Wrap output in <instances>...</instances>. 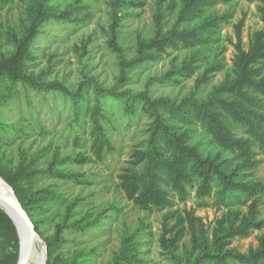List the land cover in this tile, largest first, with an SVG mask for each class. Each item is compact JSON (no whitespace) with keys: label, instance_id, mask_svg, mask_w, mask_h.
Returning <instances> with one entry per match:
<instances>
[{"label":"trees","instance_id":"obj_1","mask_svg":"<svg viewBox=\"0 0 264 264\" xmlns=\"http://www.w3.org/2000/svg\"><path fill=\"white\" fill-rule=\"evenodd\" d=\"M3 1L6 0H0V3ZM50 1L32 0L29 6L30 21L25 33L21 38L11 34L15 51L0 59V93L5 83L11 81L21 82L36 90H56L70 97L76 120H80L83 111L90 114L91 152L99 161L104 159L106 153L115 150L107 128L103 125L106 115L101 98L111 96L122 100L129 111L139 105L152 121L146 146L132 153L128 166L123 168L119 176L120 188L129 201L146 211L172 208L174 200L165 187L169 186L180 202L187 201L191 191H195L196 199L203 206L212 196L214 185H217L220 205H247L248 208L247 213L229 209L217 220L211 238L204 219L196 214L195 209L169 211L164 216L159 239L163 254L173 264H264V234L259 237L258 247L251 248L248 253L230 247L232 240L248 238L255 230L264 228V220L259 218L260 194L264 192V183L242 180V171L255 167L259 163L257 155H264V28L252 34L249 47L245 48V16L235 24L232 73L214 86L205 98L200 97L198 91L203 85L209 84L217 72L226 68L224 59L208 65L196 79L195 89L181 99L168 96L153 98L150 95L154 82L179 85L198 71L200 62L205 58L201 49H195L180 63L173 60L170 69L161 77L151 78L142 92L96 87V101L89 108L90 99L85 86L71 90L57 82L42 83L40 77L25 72L26 60L33 57L31 44L40 35L41 27L52 20L63 25H80L90 17L89 14L80 15L81 7L77 4L60 10ZM232 1L157 0L154 35L150 38L138 36L136 55L128 58L126 49L119 42L122 21L127 16L124 9L143 8L147 0H110L107 34L108 45L117 57V84H127L131 80V71L146 62L156 61L170 49L197 48L214 42L213 35L222 23L228 22L231 14H205L210 8ZM248 1L260 3L259 11L264 22V0ZM178 7L180 9L175 24L166 30L167 13L176 11ZM202 18L193 27L182 28L183 24ZM176 123L201 125L211 135L212 141L233 157L226 158L221 153L204 154L197 145L189 142V132L181 130ZM12 128L0 118V133L6 134ZM90 159V156L82 153L68 155L63 159L55 157L46 172L54 177L82 182L81 174L58 166L65 163L86 164ZM31 166L32 163H22L13 173L0 168V175L13 187L39 232V221L32 215L40 199L39 192L30 193L21 184L23 179L35 175ZM248 201H251L250 204H247ZM75 206L76 201L69 204L56 234L46 240L47 264H92L86 251L77 252L70 260L63 259L57 253L65 242L63 236L66 230L86 229L80 222H70ZM142 229V225L135 231L125 229L120 248L107 264L140 263L139 236ZM187 232L191 234L192 247L185 255H180L179 244ZM19 257L20 242L16 226L0 208V264H18Z\"/></svg>","mask_w":264,"mask_h":264},{"label":"rangeland","instance_id":"obj_2","mask_svg":"<svg viewBox=\"0 0 264 264\" xmlns=\"http://www.w3.org/2000/svg\"><path fill=\"white\" fill-rule=\"evenodd\" d=\"M31 1L6 0L0 3V59L15 51L11 34L21 38L25 33L30 21ZM109 1L51 0L50 4L60 10L77 4L81 7L80 15L89 14L90 17L80 25H63L52 20L41 27L40 35L31 44L33 57L26 60L25 72L40 77L42 83L57 82L71 90L85 86L91 108L96 101V87L142 92L151 78L161 77L170 69L173 60L180 63L193 50L201 49L205 59L200 62V68L191 78L179 85L154 82L150 95L153 98L168 96L181 99L195 89L196 79L208 65L224 59L226 68L217 72L210 83L203 85L198 91L199 96L205 98L214 86L232 73L235 24L245 16V48L249 47L252 34L264 28L259 2L234 0L219 4L210 8L205 16L230 13L231 18L215 32L214 42L197 48L170 49L156 61L146 62L131 71V80L125 85H119L117 57L108 45L111 10ZM157 7V0H147L143 8L124 9L127 16L122 21L119 42L126 49L128 58L136 55L138 36L150 38L154 35ZM179 9L180 7L167 13L166 30L175 24ZM201 20L203 18L185 23L182 28L193 27ZM101 100L106 115L103 125L107 128L115 150L106 153L104 159L99 161L91 152L90 114L83 111L80 120H76L70 97L56 90H36L21 82L8 81L2 88L0 118L13 128L6 134L0 133V168L13 173L22 163H32L35 175L33 178L23 179L21 184L30 193L39 192L40 199L35 204L32 215L39 221L38 233L42 245L46 246V240L56 234L67 207L76 201L70 222H80L86 229L65 231V242L57 252L63 259L70 260L77 252L86 251L92 264H107L120 248L125 229L135 231L142 225L139 236L141 262L136 264H173L163 254L159 241L164 216L169 211L195 209L196 214L204 219L210 238L217 220L229 209L247 213V205H220L217 185H214L212 196L203 206L196 199L195 191H191V197L187 201L180 202L169 186L165 187L172 194V208L146 211L135 206L121 190L119 176L123 168L128 166L132 153L146 146L152 120L141 111L139 105L129 111L122 100L111 96L102 97ZM176 124L181 130L189 132V142L197 145L204 154L221 153L223 157H233L215 144L201 125ZM78 153L90 156V161L86 164L65 163L58 167L81 174L82 182L54 177L46 172L55 157L63 159ZM257 159L259 163L255 167L242 171L243 181L264 183V155L258 154ZM259 209V218L264 220V192L260 194ZM263 234L264 228L255 230L248 238L232 240L230 247L248 253L251 248L258 247L259 237ZM191 247V234L187 232L179 244L178 254L185 255Z\"/></svg>","mask_w":264,"mask_h":264},{"label":"water","instance_id":"obj_3","mask_svg":"<svg viewBox=\"0 0 264 264\" xmlns=\"http://www.w3.org/2000/svg\"><path fill=\"white\" fill-rule=\"evenodd\" d=\"M10 187L12 189V192H8L6 190H0V200L4 201L5 203H7L9 206H11L15 210V212L17 213L20 220L22 222H24L25 227L29 233V239H28L27 245L25 247H23L22 238H21L19 228H18L15 220L8 214L16 226L17 233L19 236L20 257H19L18 264H28L35 245L37 244V242H40V236H39V233L35 227V224L31 218L30 214L24 208L22 202L20 201V199L16 195L13 187L11 185H10ZM42 248H43V251L45 254L43 264H47V245L46 246L42 245Z\"/></svg>","mask_w":264,"mask_h":264},{"label":"bare ground","instance_id":"obj_4","mask_svg":"<svg viewBox=\"0 0 264 264\" xmlns=\"http://www.w3.org/2000/svg\"><path fill=\"white\" fill-rule=\"evenodd\" d=\"M0 190H6L8 192H12L10 185L4 178L1 177V175H0ZM0 208L15 220L21 234L23 247H25L29 239V233L25 227L24 222L20 220V218L18 217L17 213L13 208L2 200H0ZM44 255L45 254L41 242H37V244L35 245L32 251L28 264H43L45 257Z\"/></svg>","mask_w":264,"mask_h":264}]
</instances>
